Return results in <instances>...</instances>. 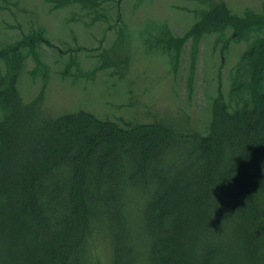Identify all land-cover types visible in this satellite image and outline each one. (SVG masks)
<instances>
[{
  "label": "trees",
  "instance_id": "obj_1",
  "mask_svg": "<svg viewBox=\"0 0 264 264\" xmlns=\"http://www.w3.org/2000/svg\"><path fill=\"white\" fill-rule=\"evenodd\" d=\"M220 1L164 47L178 56L190 35L258 24ZM245 55L260 86L264 39ZM8 66L0 264H264V92L232 109L217 97L206 130L185 134L83 109L52 116L42 95L22 99Z\"/></svg>",
  "mask_w": 264,
  "mask_h": 264
},
{
  "label": "rangeland",
  "instance_id": "obj_2",
  "mask_svg": "<svg viewBox=\"0 0 264 264\" xmlns=\"http://www.w3.org/2000/svg\"><path fill=\"white\" fill-rule=\"evenodd\" d=\"M218 2L0 0V96L14 60L22 99L42 95L41 106L52 116L83 109L100 118L204 132L217 97L232 109L250 102L253 90L264 92V70L260 86L252 82L245 55L264 39V0H222L234 15L255 17L258 24L249 29L230 23L190 35L178 56L164 47L168 35L183 36ZM130 23L159 31L148 52L130 49ZM156 50L174 53L168 67L152 58ZM4 113L0 99V119Z\"/></svg>",
  "mask_w": 264,
  "mask_h": 264
},
{
  "label": "clouds",
  "instance_id": "obj_3",
  "mask_svg": "<svg viewBox=\"0 0 264 264\" xmlns=\"http://www.w3.org/2000/svg\"><path fill=\"white\" fill-rule=\"evenodd\" d=\"M126 35L129 47L133 52L146 53L149 51L148 41L158 38L160 33L156 27H150L147 24L130 23L126 29ZM150 55L159 63L168 67L170 57L174 55V53L156 50L151 52Z\"/></svg>",
  "mask_w": 264,
  "mask_h": 264
}]
</instances>
